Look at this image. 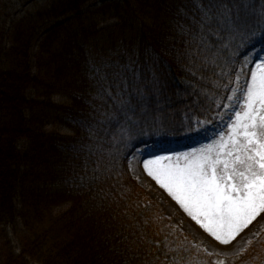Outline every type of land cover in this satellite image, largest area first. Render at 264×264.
Here are the masks:
<instances>
[{"label":"trees","instance_id":"trees-1","mask_svg":"<svg viewBox=\"0 0 264 264\" xmlns=\"http://www.w3.org/2000/svg\"><path fill=\"white\" fill-rule=\"evenodd\" d=\"M86 1L0 27V226L17 244L0 264H264V229L220 263L128 167L218 122L243 59L264 46V0H114L88 14L116 21L102 42L79 14Z\"/></svg>","mask_w":264,"mask_h":264},{"label":"rangeland","instance_id":"rangeland-1","mask_svg":"<svg viewBox=\"0 0 264 264\" xmlns=\"http://www.w3.org/2000/svg\"><path fill=\"white\" fill-rule=\"evenodd\" d=\"M59 1L0 0V27L7 21L8 29L13 19L35 16ZM112 1L87 0L79 12L86 28H96L93 36L100 42L107 33L97 32L116 21L103 16L91 20L88 14ZM74 18L41 25L37 42ZM128 167L161 215L217 261L244 251L264 229V46L244 58L215 125L202 129L188 149L172 144L134 153ZM7 246L17 247L14 231L0 226V250Z\"/></svg>","mask_w":264,"mask_h":264}]
</instances>
